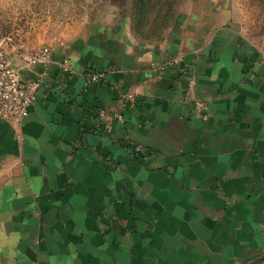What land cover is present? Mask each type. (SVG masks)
Wrapping results in <instances>:
<instances>
[{"label": "crops", "instance_id": "1", "mask_svg": "<svg viewBox=\"0 0 264 264\" xmlns=\"http://www.w3.org/2000/svg\"><path fill=\"white\" fill-rule=\"evenodd\" d=\"M190 2L158 43L52 50L77 76L49 66L29 116L0 121V264H221L254 232L264 52L234 0Z\"/></svg>", "mask_w": 264, "mask_h": 264}, {"label": "rangeland", "instance_id": "2", "mask_svg": "<svg viewBox=\"0 0 264 264\" xmlns=\"http://www.w3.org/2000/svg\"><path fill=\"white\" fill-rule=\"evenodd\" d=\"M234 2L244 33L264 52V0ZM137 3L138 0H0V40L11 36L28 51L43 47L64 49L89 40L97 45L102 44L103 36L119 37L125 32L142 41L158 43L170 29L177 32L176 24L184 18L178 12L191 4L190 0H176L174 12L164 18L165 12L159 14L158 9L148 14L137 11ZM140 18L144 21L139 26ZM254 217V232L245 231L233 243L236 251L221 264H264V215L261 212Z\"/></svg>", "mask_w": 264, "mask_h": 264}, {"label": "built area", "instance_id": "3", "mask_svg": "<svg viewBox=\"0 0 264 264\" xmlns=\"http://www.w3.org/2000/svg\"><path fill=\"white\" fill-rule=\"evenodd\" d=\"M51 65L70 78L77 76L71 62L56 60L48 47L28 51L11 36L0 40V121L21 122L29 116L30 109L39 100V91L47 85V70ZM25 73H36L37 78L28 79ZM85 77L89 84H95L104 81L107 73L88 71ZM205 110L203 102L195 101L197 118H204ZM118 120L123 121V116H118ZM133 151L136 156L146 158L140 146H134Z\"/></svg>", "mask_w": 264, "mask_h": 264}, {"label": "trees", "instance_id": "4", "mask_svg": "<svg viewBox=\"0 0 264 264\" xmlns=\"http://www.w3.org/2000/svg\"><path fill=\"white\" fill-rule=\"evenodd\" d=\"M176 0H138L136 4V10L140 12H144L145 14L158 9L159 14L165 12L164 18H169L174 12V5ZM144 20L140 18L138 21V25H142Z\"/></svg>", "mask_w": 264, "mask_h": 264}]
</instances>
